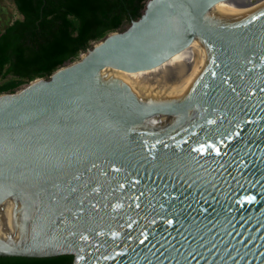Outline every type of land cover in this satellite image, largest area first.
Masks as SVG:
<instances>
[{
    "label": "water",
    "instance_id": "water-1",
    "mask_svg": "<svg viewBox=\"0 0 264 264\" xmlns=\"http://www.w3.org/2000/svg\"><path fill=\"white\" fill-rule=\"evenodd\" d=\"M229 1L147 0L47 80L0 95V256L264 264V14L219 25ZM201 40L246 79L150 107L117 78ZM173 115L200 137L173 152L146 142Z\"/></svg>",
    "mask_w": 264,
    "mask_h": 264
},
{
    "label": "trees",
    "instance_id": "trees-1",
    "mask_svg": "<svg viewBox=\"0 0 264 264\" xmlns=\"http://www.w3.org/2000/svg\"><path fill=\"white\" fill-rule=\"evenodd\" d=\"M0 25V95L47 80L108 33L141 16L147 0H10ZM74 255L0 256V264H74Z\"/></svg>",
    "mask_w": 264,
    "mask_h": 264
},
{
    "label": "bare ground",
    "instance_id": "bare-ground-1",
    "mask_svg": "<svg viewBox=\"0 0 264 264\" xmlns=\"http://www.w3.org/2000/svg\"><path fill=\"white\" fill-rule=\"evenodd\" d=\"M213 14L220 21L219 25L238 26L264 14V0H232L218 6ZM233 64L232 57L201 40L154 70L123 74L117 78L129 85L146 105L156 107L209 93L218 89L220 84L233 83L238 78L244 81L245 73L237 71ZM105 75L112 77L108 72ZM109 87L113 88L112 85ZM210 110V107L201 109L200 115L204 121L212 113ZM157 124L149 131L146 142L168 149L169 152L189 145L202 131L200 126L195 130L189 123L185 124L178 115L164 118Z\"/></svg>",
    "mask_w": 264,
    "mask_h": 264
},
{
    "label": "rangeland",
    "instance_id": "rangeland-1",
    "mask_svg": "<svg viewBox=\"0 0 264 264\" xmlns=\"http://www.w3.org/2000/svg\"><path fill=\"white\" fill-rule=\"evenodd\" d=\"M7 17L8 18L11 17L12 19L17 17L15 8H14V6L10 0H0V25H1V23H3L6 20ZM126 25L127 24H124V26H126Z\"/></svg>",
    "mask_w": 264,
    "mask_h": 264
},
{
    "label": "built area",
    "instance_id": "built-area-1",
    "mask_svg": "<svg viewBox=\"0 0 264 264\" xmlns=\"http://www.w3.org/2000/svg\"><path fill=\"white\" fill-rule=\"evenodd\" d=\"M252 2H257L258 0H251ZM82 55V54H81Z\"/></svg>",
    "mask_w": 264,
    "mask_h": 264
}]
</instances>
